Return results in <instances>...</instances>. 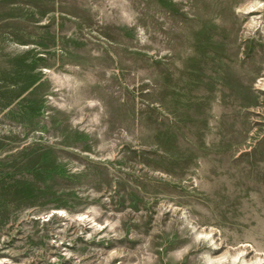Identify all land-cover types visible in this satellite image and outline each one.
Wrapping results in <instances>:
<instances>
[{
  "label": "rangeland",
  "instance_id": "1",
  "mask_svg": "<svg viewBox=\"0 0 264 264\" xmlns=\"http://www.w3.org/2000/svg\"><path fill=\"white\" fill-rule=\"evenodd\" d=\"M0 264H264V0H0Z\"/></svg>",
  "mask_w": 264,
  "mask_h": 264
}]
</instances>
